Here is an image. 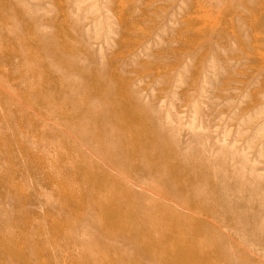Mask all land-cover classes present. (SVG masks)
<instances>
[{
  "label": "rangeland",
  "instance_id": "rangeland-1",
  "mask_svg": "<svg viewBox=\"0 0 264 264\" xmlns=\"http://www.w3.org/2000/svg\"><path fill=\"white\" fill-rule=\"evenodd\" d=\"M109 195L192 226L187 264H264V0H0V264H153Z\"/></svg>",
  "mask_w": 264,
  "mask_h": 264
},
{
  "label": "bare ground",
  "instance_id": "bare-ground-1",
  "mask_svg": "<svg viewBox=\"0 0 264 264\" xmlns=\"http://www.w3.org/2000/svg\"><path fill=\"white\" fill-rule=\"evenodd\" d=\"M127 136H131V133H127ZM133 137H135V134ZM120 141V144L123 145L125 149L123 150L127 152V158L129 160L133 161L138 157L132 148L129 149L124 145L126 141H129L124 135H122ZM145 143L155 148L159 146L157 145L158 140L156 138L153 139L149 137L145 140ZM140 153L141 155H145L144 149L141 150ZM82 177L88 178V174L82 173ZM91 182L93 186L102 185V183L96 179H91ZM177 184L181 185L182 183ZM195 189V185L182 187L183 192L187 193L189 197L191 196L192 198L195 196L197 199L198 194ZM111 198L114 199L109 202ZM120 200L118 196L114 195H109L108 198L104 199L97 198L94 210L96 213L98 212L100 214L103 220H106V226L103 227V234L106 235V233H111L109 235L112 236L109 237L112 239H115V236H117L126 245H129L131 250H135L137 256L153 264H187L190 262L193 263L197 259L205 256L202 255L203 253L200 251L196 252L189 249V242H191V239L187 238V235L191 237V235L196 232L193 230L192 226L185 225L184 220L178 225L177 222L173 223L175 219L171 217L174 215L171 216L164 211H146L139 208L133 209L127 206L118 207L117 205L119 203L124 204L123 202H119ZM173 225H177L178 230L174 228ZM111 248L114 252L118 253V258L120 259L128 255L127 251ZM108 250L107 246H105L104 251L106 252L104 253L109 254L110 250ZM6 254L8 258L15 257L21 264L28 263L22 260L23 258H21L19 253L13 252V248L11 247L6 249ZM96 255V261L91 264H111L110 260H107V258L103 256L102 251H97ZM99 255H102V257L99 258ZM125 259L128 263H133L129 258Z\"/></svg>",
  "mask_w": 264,
  "mask_h": 264
}]
</instances>
